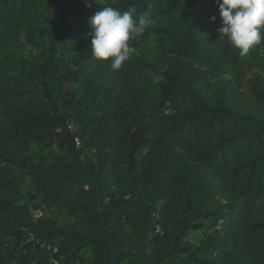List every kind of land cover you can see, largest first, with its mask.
Listing matches in <instances>:
<instances>
[{"label":"trees","instance_id":"1","mask_svg":"<svg viewBox=\"0 0 264 264\" xmlns=\"http://www.w3.org/2000/svg\"><path fill=\"white\" fill-rule=\"evenodd\" d=\"M105 4L154 21L138 84L90 52ZM221 26L218 0H0V264H264V42Z\"/></svg>","mask_w":264,"mask_h":264},{"label":"clouds","instance_id":"2","mask_svg":"<svg viewBox=\"0 0 264 264\" xmlns=\"http://www.w3.org/2000/svg\"><path fill=\"white\" fill-rule=\"evenodd\" d=\"M218 5L220 39L226 36L240 56L264 42V0H218ZM215 19L212 17V22ZM153 23L148 15L136 19L133 11L105 4L89 17L90 52L98 61L110 62L113 70H120L134 52L129 42Z\"/></svg>","mask_w":264,"mask_h":264},{"label":"rangeland","instance_id":"3","mask_svg":"<svg viewBox=\"0 0 264 264\" xmlns=\"http://www.w3.org/2000/svg\"><path fill=\"white\" fill-rule=\"evenodd\" d=\"M29 51H30L29 47L25 44L24 38L20 36V44L16 52L20 55V54H26ZM118 72H119V78H121L122 84L129 85L130 83H134V84L139 83V77H138L139 74L137 73L135 69H132L130 67H122L120 70H118ZM71 86L72 85H66V87H71ZM37 213H40V212H36V211L33 212L35 218H36ZM46 215L54 218L59 227H68L69 224L71 223L70 219L59 215L57 212H55V210H51L47 212ZM201 237L202 235L200 232H195L191 234L190 240L193 243V245L196 246L199 240L201 239ZM85 258L87 260L89 259L88 256H85Z\"/></svg>","mask_w":264,"mask_h":264},{"label":"built area","instance_id":"4","mask_svg":"<svg viewBox=\"0 0 264 264\" xmlns=\"http://www.w3.org/2000/svg\"><path fill=\"white\" fill-rule=\"evenodd\" d=\"M39 215H41V213H37L36 214V216H39ZM55 251H56V249L53 250V252H55Z\"/></svg>","mask_w":264,"mask_h":264}]
</instances>
